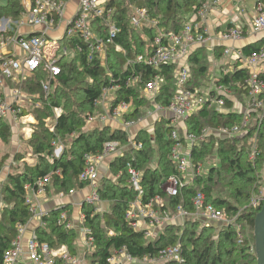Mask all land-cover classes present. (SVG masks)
Returning a JSON list of instances; mask_svg holds the SVG:
<instances>
[{
  "label": "built area",
  "instance_id": "obj_1",
  "mask_svg": "<svg viewBox=\"0 0 264 264\" xmlns=\"http://www.w3.org/2000/svg\"><path fill=\"white\" fill-rule=\"evenodd\" d=\"M218 1H203L178 32H165L157 28L158 20L150 16L147 7L131 0H15L17 13L13 16L0 17V120L9 118L17 131L23 130L27 138L32 134L31 122L34 121L27 111L42 105L39 99H33L39 97L37 92L32 94L26 92L29 80L40 77V89L44 96H48L62 71V61H68L69 54L72 55L70 61L79 63L83 55L87 62H97L101 65L107 63L110 49L114 48L124 56L127 55L125 47L116 43V38L122 31L117 23L120 14L117 4L121 3V8L128 9V22L133 29L143 31L148 27L157 28L149 46L146 45L143 52L126 58V65L123 68L125 71L128 70V73L102 89L95 102L102 110L99 112L95 110L87 117L86 126L103 127L111 123L115 128L123 129L127 133L128 140L125 144L115 139L107 140L99 152L83 153L84 166L78 175V180L89 188V192L79 206V226L85 220V214L81 211L83 203L94 206L95 212L107 209L101 208V203L106 201H101L98 194L99 180L102 176L99 166L123 155L131 148L137 150L142 148V142L135 139L141 129L135 132L132 128L144 121V117L166 112L169 118L166 120H169L172 127L169 136L173 143L169 157L175 164L177 172L168 176L161 184L162 190L170 196L178 195L182 187L194 185L195 179L204 173V163L194 161L192 149L210 135L230 138L248 134L250 131L247 141L250 146L249 159L255 160L259 152L258 137L264 127V47L249 54H245L241 49H224L225 54H231L237 60L234 70L238 68L247 70L248 76L244 80L245 91L242 98L233 97L230 85L217 81L212 89L195 86L191 88L192 72L188 60L191 47L206 41L205 21L213 5ZM69 5H73L71 9ZM9 8L11 9V6ZM251 29L254 32L264 31V0H257L255 4ZM244 34L245 30L242 27L232 25L222 33V37L237 40L243 38ZM147 40L148 37L144 35L143 41ZM169 65H174L175 89L167 105L163 106L157 102V98L165 83V77L157 71ZM147 69L154 73L145 76ZM226 73L229 72L225 71L223 74ZM134 87L137 88L138 96L144 102L138 107L142 115L137 119L126 117L136 108L132 99L115 101L119 89ZM226 96L232 101L229 110L241 114L239 123L230 126H205L199 133L186 131L184 121L202 107L225 110ZM61 113V107H53L55 118ZM153 128L154 126L151 130H144L151 134ZM50 130L53 131L52 126ZM52 145L54 154L59 156L64 145L58 139L53 140ZM109 162H107L108 171ZM13 165H15L13 157H10L0 167V220L2 209L6 204L2 198L1 186ZM126 165L127 182L137 195L129 202L125 217L130 225L142 231L146 238H154L166 224L179 218L182 223L186 220H195L216 227L232 225L237 232V243L243 242L246 220L241 221L243 224L239 221L241 210L235 214H227L224 209L208 202L202 191H197L191 198V210L186 209L183 204H178L174 214H171L164 209L161 195L145 197L146 192L141 183L142 171L130 162ZM121 174L122 172L119 171L115 178ZM54 175H61L60 169L45 174L33 185H25V198L29 205L30 218L25 224H16V236L2 252L0 264H84L85 258L72 253L68 246L53 248L48 242L38 239L36 228L46 225L44 217L48 214V211L41 210L40 200L46 195ZM106 175L111 174L108 172ZM74 191L75 189H71L67 194ZM67 194H59V197L62 198ZM261 200H264V195L253 196L250 206L257 207ZM68 216L66 210L61 211L58 224H64L65 228L71 229L73 226ZM33 221H36V226L31 228L30 235L24 243L25 233ZM79 232L86 253L89 254L94 246V237L85 226H81ZM251 251H254V245L251 246ZM181 252L180 241L162 248L155 255L146 254L143 257H134L127 251L126 245H122L105 261L95 264H136L147 261L152 264H176L183 261Z\"/></svg>",
  "mask_w": 264,
  "mask_h": 264
},
{
  "label": "trees",
  "instance_id": "obj_2",
  "mask_svg": "<svg viewBox=\"0 0 264 264\" xmlns=\"http://www.w3.org/2000/svg\"><path fill=\"white\" fill-rule=\"evenodd\" d=\"M131 1L147 7L150 16L158 20L157 28L165 32H178L190 20L195 8L205 0ZM117 6L120 11L117 23L122 31L116 38V43L125 47L126 56L113 48L108 52L105 65L97 62L89 63L83 55L79 63L62 61V71L48 96H44L40 89V77L28 81L26 92L30 94L37 92L39 97L33 99H39L42 105L27 111L35 119L32 123V134L25 141V145L32 151L33 161L27 162L23 159L24 151L15 153L13 161L16 164L12 166L1 186L2 198L6 204L2 209L0 220V256L16 236V224H25L30 218L29 205L25 198V185H33L45 174L60 169L61 175L53 176L48 189L51 188L57 195L67 194L71 189H82L85 184L78 180V175L84 166L83 153H97L102 149L104 142L111 139L119 140L123 144L127 143V133L123 129L111 128L108 125L92 126V128L86 126L89 114L100 108L95 102L102 89L128 73V70L125 71L123 68L126 65V58L143 52L157 30L156 27L144 28L143 31L133 29L128 22V9L121 8V3ZM15 9V0H9L8 4L0 6V17L15 15L17 13ZM144 35L148 37L146 42L143 41ZM263 47L264 38L244 46L243 52L249 54ZM205 54L203 49H197L189 55L192 72L191 88L196 82L193 79L197 78L198 73H204L206 70ZM145 72L147 77L154 73L150 69ZM157 72L165 77V83L157 98V102L164 106L167 105L175 89L174 65L165 66ZM247 76L246 69L238 68L222 74L217 79V83L230 85L233 90L232 96L242 98L245 91L244 80ZM116 95V102L132 99L136 106L135 110L126 117L137 119L142 115L138 107L144 102L139 98L136 87L121 88ZM231 105L230 97L226 96L225 110L202 107L184 121L186 131L199 133L205 126H230L239 123L241 114L229 110ZM56 106L62 108V113L57 118L53 114V107ZM51 126L53 131L50 130ZM171 128L169 120L160 118L154 124L153 133L150 134L144 129L138 131L135 139L142 142L141 149L131 148L109 162L111 175H102L98 186L101 201L109 204L106 210L95 212L94 206L85 203L81 205L85 220L80 227H87L94 237V246L86 264L102 263L122 245H126L127 251L134 257H143L146 254L155 255L162 248L178 241L182 245L183 261L176 264H256L255 251H251V246L254 245V218L264 200H261L255 208L250 206V201L253 196H260V188L264 186L263 130L261 129L258 137L259 152L254 161L249 159L250 146L247 141L250 131L248 134L230 138L210 135L201 141L192 149L194 161L211 163L215 157L218 164H211L206 172L195 179L194 185L182 187L178 195L170 196L162 190L161 184L168 176L177 172L175 164L169 157L173 143L169 136ZM11 132V125L6 119H1L0 141H8ZM179 132L181 134V129ZM55 139L60 140L64 145L59 156L54 154L52 141ZM8 158L9 153L0 156V167ZM128 162L142 171L141 183L146 192L145 197L161 195L164 209L171 214H174L178 204H183L186 209L191 210V198L197 191H202L208 202L224 209L227 214H235L241 210L239 221L246 220L248 228V234L246 227L243 229V242L237 243V232L232 225L216 227L195 220H186L179 224L170 222L154 238H146L144 233L134 229L125 217L129 202L137 195L127 182ZM119 171L122 174L115 178ZM225 190H229L230 193H224ZM67 209L68 205L51 208L44 217L46 225L37 227L36 233L40 241L48 242L51 247L66 245L74 253L79 232L74 228H65L64 224H58L60 212Z\"/></svg>",
  "mask_w": 264,
  "mask_h": 264
},
{
  "label": "crops",
  "instance_id": "obj_3",
  "mask_svg": "<svg viewBox=\"0 0 264 264\" xmlns=\"http://www.w3.org/2000/svg\"><path fill=\"white\" fill-rule=\"evenodd\" d=\"M256 2L257 0H253V7L251 8L246 4V0H219L217 4L213 5L205 21V27L207 30L206 41L203 43H197L191 47V52L197 49H203L206 53V70L204 73H198L197 78L193 79L196 82L194 85L192 84V86L202 88L204 85H207L212 81H217V79L221 77L222 74L225 73V71L231 72L234 70V66L237 65V60H235V58L231 54H225V48H230L232 50L241 49L243 51L244 46L264 38V31L254 32L251 29V20L255 13ZM69 6L71 9L73 5ZM232 25H238L245 30L243 38L237 40H228L222 37V33ZM216 72H219L218 76L215 75ZM144 114L145 112H143V115ZM159 118L169 119L166 112L155 113L151 117H144L145 120L139 122L137 126L132 128V130L135 132H137L139 129L151 130L154 126L155 121ZM33 120L35 122L34 117ZM10 125L14 133L16 126H14L11 121ZM108 126H110L111 128H115L113 125H111V123H109ZM13 142H15V140H13ZM15 143H12L11 151H9V158L13 157V155L17 153L15 149H17L19 145L18 143ZM32 161L33 158H30V160H28L27 162ZM107 162H109V160L99 166V170L102 175H106L109 172L107 168ZM88 192L89 188L84 187L82 189H75L73 193L67 194L64 197L60 198L59 195L55 194L54 191L49 188L46 195L40 200V208L41 210L49 211L51 208L68 205V209L66 211L70 217L71 210L73 209V207H75L77 208V211H75L74 218L79 225V206L83 202L84 197ZM108 205V202H102L101 208L104 210L108 207ZM172 222L176 224L182 223L179 218L173 219ZM35 226L36 221L30 223L29 228L25 233L24 243L30 235L31 228ZM81 252L83 253V255L87 254L84 247L82 235L79 232V235L76 239V250L74 254L80 256ZM88 255L89 254H87L86 257H88ZM88 259L89 257L87 258V260Z\"/></svg>",
  "mask_w": 264,
  "mask_h": 264
},
{
  "label": "rangeland",
  "instance_id": "obj_4",
  "mask_svg": "<svg viewBox=\"0 0 264 264\" xmlns=\"http://www.w3.org/2000/svg\"><path fill=\"white\" fill-rule=\"evenodd\" d=\"M8 1L9 0H0V4H1V6H5L7 3H8ZM252 2H253V0H246V4L251 8V7H253L252 6ZM72 58V55L71 54H69L68 55V60H70ZM218 74H219V72H216L215 73V75L216 76H218ZM210 82V81H209ZM213 85H211L210 83H208L207 85H204L202 88L203 89H212V86H214V84H215V81H212L211 82ZM28 107H29V104H28ZM102 110V108H99L98 110H96V112H99V111H101ZM6 119V121L10 124V120L8 119V118H5ZM32 123V122H31ZM30 123V124H31ZM33 123H34V121H33ZM173 125H175V124H173ZM177 125V124H176ZM175 125V126H176ZM88 127V126H87ZM91 128H92V126H91ZM21 131V132H20ZM23 132V130H21V129H19L18 131L15 129V133H13V131L11 132V135H10V137H9V140L8 141H0V156L2 155V154H4V153H10L9 151H11V146H12V143H18V148L17 149H15V151H17V152H23L24 151V154H25V156H24V160L25 161H28V160H30V158H33L32 157V151H31V149L29 148V147H27L26 145H25V141L28 139L25 135L22 137V133ZM13 140H15V142H13ZM15 143V144H16ZM21 161V160H20ZM210 162V161H209ZM20 164H21V162H19ZM214 163V165L216 164H218V162H217V160L215 159V158H213L212 160H211V163H204L203 164V170H204V172H206L208 169H209V167H210V165L211 164H213ZM16 164V163H15ZM262 189H263V191H262ZM260 192H259V195L261 194V195H264V186H262L261 188H260ZM224 193H226V194H229L230 193V191L229 190H225V191H223ZM263 193V194H262ZM257 197H259V196H257ZM61 198V197H60ZM75 211H77V208H75V207H73V209L71 210V213H70V220H71V222H72V226H73V228L77 231V232H79V225H78V223H77V221H76V219L74 218V216H75ZM74 218V219H73ZM242 223V222H241ZM243 224V223H242ZM246 233L248 234V228L246 227ZM91 253V252H90ZM80 256L81 257H84L85 259H84V264H86V262H87V258L88 257H86V255H83V253L81 252V254H80ZM82 262H83V260H82ZM136 264H152L151 262H149V261H147V262H141V263H139V262H136Z\"/></svg>",
  "mask_w": 264,
  "mask_h": 264
},
{
  "label": "water",
  "instance_id": "obj_5",
  "mask_svg": "<svg viewBox=\"0 0 264 264\" xmlns=\"http://www.w3.org/2000/svg\"><path fill=\"white\" fill-rule=\"evenodd\" d=\"M263 138H264V127H263ZM264 177V168H263ZM254 251L256 254V264H264V203L260 211L255 215L254 218Z\"/></svg>",
  "mask_w": 264,
  "mask_h": 264
}]
</instances>
